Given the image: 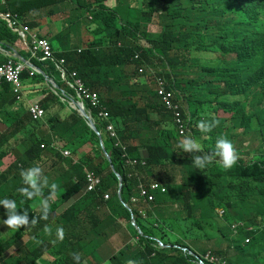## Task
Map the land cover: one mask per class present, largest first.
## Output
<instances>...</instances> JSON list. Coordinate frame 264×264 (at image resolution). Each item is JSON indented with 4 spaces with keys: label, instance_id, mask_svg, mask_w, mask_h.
Listing matches in <instances>:
<instances>
[{
    "label": "trees",
    "instance_id": "trees-1",
    "mask_svg": "<svg viewBox=\"0 0 264 264\" xmlns=\"http://www.w3.org/2000/svg\"><path fill=\"white\" fill-rule=\"evenodd\" d=\"M107 1L0 0V14L17 16L32 35L38 37L42 27H49V36L39 38L51 46L50 58L18 53L57 87L55 90L42 74L30 71L22 74L21 98L12 94L7 83L0 84V112L12 123V129L0 135V148L5 149L0 152V200H15L19 213L26 212L30 221H38L34 226L10 229V235L6 225L5 231L1 228L7 210L0 205V264H102L101 257L108 255L109 249L102 255L101 247L109 244L114 249L115 242L126 238L122 221H127L139 242L116 251L110 259L113 264L130 260L135 264H199L197 244L201 241H210L209 252L223 257L227 264H264V139L262 151L253 146L249 161L241 159L225 169L217 157L211 165L198 169L191 160L196 155L187 158L176 150L179 132L174 114L155 89V79L162 76L170 89L180 93L189 105V122L199 143L204 132L198 122H218L211 138L222 137L224 122L219 117L243 94L245 101L236 104L247 103L251 110L233 114L237 125L253 130L252 117L257 116L258 125L264 126V0H115L112 8ZM150 26L159 30L151 31ZM78 28L83 29L81 50L65 46ZM18 40L2 22L0 42L10 49ZM214 52L234 56L230 69L234 71L233 63L238 62L245 84L239 82L237 70L234 74L226 70L218 80L207 79L212 71L208 54ZM64 58L67 65L62 69L52 64ZM153 69L162 73L154 74ZM215 91L223 93L214 99ZM95 92L101 97L102 108L111 110V124L119 140L107 133L108 124L91 107L88 96ZM115 92H121L124 99L113 98ZM197 92L208 95L201 99ZM75 101L93 112L101 138L79 115ZM34 107L43 112L39 119L31 114ZM188 113L184 112V117ZM2 124L9 126L0 120ZM259 135L264 138V131ZM228 136L236 137L232 132ZM208 139L205 149L211 153L215 141ZM103 144L123 178V198L132 210L119 199L121 181L105 157ZM8 156L15 163L3 171V159ZM129 160L140 165L131 166ZM169 164L179 167L184 175L188 166L203 175L205 195L189 191L191 185L184 183L169 185V193H158L154 203L142 198L139 188L146 177ZM37 165L45 176L53 173L58 185L49 201L47 220L41 218L40 209L50 188L32 200L18 191L26 187L21 171ZM91 181L98 187L87 193ZM69 201H74V206L62 213V206ZM217 208L227 211L226 218L220 217ZM133 218L143 236L132 226ZM236 223H244L246 229L233 234ZM58 227L65 230L63 240L57 238ZM217 233L221 234L219 240ZM247 239L251 241L247 243Z\"/></svg>",
    "mask_w": 264,
    "mask_h": 264
},
{
    "label": "clouds",
    "instance_id": "clouds-1",
    "mask_svg": "<svg viewBox=\"0 0 264 264\" xmlns=\"http://www.w3.org/2000/svg\"><path fill=\"white\" fill-rule=\"evenodd\" d=\"M3 3H4V1H3ZM9 14L12 17L17 19V21L20 25L19 28L13 30L9 26L8 22L4 19V17L6 15H9ZM9 14H2V13L0 14V27H1L2 22L7 23L8 27L14 33H16L19 36L18 41L22 42V46L25 49V51L22 50V52H29L33 56L40 55V57H43V58H50L51 57V46L50 45H49L50 46V56L49 57L44 56L42 53L34 54L35 45L33 44V37H35L37 39V41H40L43 39H40L39 37L32 35L30 30H29V33L26 34L25 39H23V37H21L19 34V33H22V30L20 28L21 27H27V26H25L24 23L21 20H19V18L17 16L12 15L11 13H9ZM141 44L144 46H150V44L147 42H141ZM8 46L9 45H7L6 43L0 42V58H3V60L6 61V63H4V64H7L8 62H21L17 58V56L22 58L18 53L19 51L13 50L12 46L10 47V49H8ZM236 56L239 59L238 53ZM233 57L234 56H231V57L226 56L222 52H214V53H212V55L208 56V60H209L208 67H210V69H212V71L209 72L207 79L218 80L219 77H220L219 79H221L223 77V75L226 72H228L226 70H230L234 74L236 69L234 71H232L230 69V64H229L231 58H233ZM22 59L25 60L24 58H22ZM137 59L139 60L140 57L137 56ZM25 61L30 63L29 60L28 61L25 60ZM60 61H65V65L64 66H56V63L60 62ZM236 63H238V62H236ZM236 63H233V65L235 66ZM4 64H0V65H4ZM22 64H24V63H22ZM52 64H54V66L57 67L58 69H62L63 67H65L67 65L65 58H64V60L54 61ZM248 64H250V62H248ZM25 66H26V69L24 70V72L30 71L31 74H40L39 72L30 69L27 65H25ZM235 68H236V66H235ZM141 70H143V72ZM141 70H140L141 73L145 72L144 68H141ZM213 70H216V71H213ZM152 73L161 74L162 71L161 70L157 71V70L153 69ZM49 81H50V79H49ZM22 83H23V81H22ZM155 83H156L155 89L157 90L160 97H162L165 106L167 107L168 110L172 111V113L174 114V119H175V123H176L175 127L179 132L178 141H177L179 143H178V147L175 146V148L181 156L186 155V157L188 158V157H192V156L196 155L193 159H191V158H189V159L192 160L193 165L195 167H197L198 169H204L205 167L211 165L218 158H219V160L217 162L222 164V166L225 169H231L237 163V161H241V159L245 160V161H249V159L251 157V154L248 153L250 150L249 148H253V146H256V148H254L256 151H262L264 138L262 137V139H261V136H259V138H260L259 142H255L254 138H253L255 133L253 132V130H251V129L247 130L246 128L237 125V118L232 117L233 114H237V113H232L230 115L224 114V116L221 115L219 117V119H222V121L224 122L223 123L224 135L222 137H218L217 139H214L211 137L213 136L212 128L215 126V123H218V122H214V123H206L204 121L198 122V125H197L198 128L200 129L201 132H204L203 134H201L204 136L203 142L199 143L197 141L196 137L193 136V131L191 129V121L189 122L190 118H189V113L187 110L188 109L187 107H189V105L187 103H186V105L184 104V100L179 97L180 93L177 90H174L172 88L170 89L168 87V80L166 78L160 76V77L155 79ZM9 86H11V85H9ZM162 89H165L167 94L171 93L173 95V97L171 99L172 106L168 103V101H166V97L160 93V91ZM0 90H1V86H0ZM11 90H12V87H11ZM23 90H24V83H23ZM11 92L13 95H15L13 93V90ZM215 92L216 93L214 95H212V97L214 99L223 93V91H215ZM95 93L98 94V92H95ZM120 94H122V93L121 92H115V95H113V98L120 99L119 98ZM196 95L199 96L201 99H206L208 92H197ZM100 99H101V97H100ZM241 99H242V95L236 96V98H234L230 103L232 105H235L237 102L241 101ZM74 103L81 104V102H76V101ZM91 107L98 110L99 112H97V113L99 114L100 119L108 124L107 133L109 132L111 137H114V138H116V140H119V136H118V133H117L115 126L113 124H111V115H112L111 110L107 107L102 108V103L98 107H95V106H93V104L91 102ZM261 107H264V105H261ZM77 109L79 111V115L82 117L80 109L78 107H77ZM85 110H86L87 114L93 119L94 123L96 124V121H95L94 116H93V112L90 110H87L86 107H85ZM178 112L181 113V116H178ZM184 112L188 113V117H184ZM226 116H228V117H226ZM180 118L182 119V122H179ZM84 120L89 125V128L91 130H93L91 128L90 123H88V121L86 119H84ZM96 127H97V125H96ZM98 131L100 132L99 129H98ZM229 132H232L233 134H235L236 137L230 138L228 136ZM100 133L102 135V132H100ZM188 134L190 136H188ZM207 138H210L213 141H215V150L211 153H209L205 149V146L207 145V142L205 140ZM236 140L238 141L239 144L237 143ZM177 142H176V144H177ZM121 145H122V143H121ZM102 148L105 152V157L107 158V160L109 161V163L112 166L113 172L117 175L118 179H120V181H121V183H120L121 186L119 189V199H120L121 203L123 204V206L125 208L129 209L130 206L125 203L124 198H123V189H124L123 178L120 174H118L116 172V169H115L113 162H112V157L108 153L104 144L102 145ZM241 151H242V153H241ZM66 154H68V152ZM254 156H255V154H253V157ZM144 161L145 162L143 163V165L147 167L148 161L146 159H144ZM129 164L131 166L136 167V166L140 165V162L137 160H129ZM169 168H171L173 170L176 167L172 166L171 164H169L167 166H161L159 168H156L157 170L155 169L154 176L146 177V179L144 180L145 183L152 182V185L150 187H147V186H145V183L141 184L140 192H141L142 198H146V199H148V201L150 203H154L156 201L155 198H156V195L158 193H161V194H163V193L168 194L169 193V190H170L169 185H173V186H177V187L178 186H185L184 185L185 175L181 172L180 168L177 167V170L180 173L177 175H172L171 171L168 170ZM162 170H164V173H162ZM20 175H21L23 183H24V185H26V187H22L18 191L24 197H26L29 200H32L33 198L38 197V196H43L44 188H46V187L50 188L49 197L44 198L42 200L41 209H40L42 212L41 218L44 220H47L48 215H49V209H50L49 201L54 198L56 191L58 189V185L56 183H52L51 185H49L48 178L44 175L43 169L38 165L33 166V167H29L27 169H23L21 171ZM91 177L94 178L93 176H91ZM97 187H98V185L91 181L89 183L88 188L86 189V192L87 193H93V192H95ZM193 189H195V191ZM188 190L192 191L194 193L196 192V193H201L202 195H205L203 190H200L199 188L194 187L193 185H191V187L188 188ZM106 200L107 201L110 200L109 195L106 196ZM0 205H3L5 207V209L7 210V219L3 220V223L10 229H20L22 227H28L30 224L34 226L38 222L36 218H33L30 221L29 216L26 212L23 214L19 213L17 211V205H16L15 200L6 198L4 200H0ZM217 211L219 212L221 218H223V217L226 218V215H227L226 210H224L223 208H217ZM134 220L135 219L133 218L132 226L136 228V226H138V225H137L136 221H135L136 224L134 223ZM242 228L246 229V225L244 223L234 224L233 225V234L237 233ZM212 229L213 228L208 229V230H212ZM253 229L254 228H247L248 231H252ZM46 231H50V229L46 228ZM137 231H138V229H137ZM138 233H139V231H138ZM142 233H143V231H142ZM56 234H57L58 239L63 240L64 236H65L64 228L58 227L56 230ZM219 234H218V238H217L218 240L221 238V234H220V237H219ZM143 235H144V233L141 236H143ZM136 240H138V239H136ZM250 241H251V239H247V243H249ZM126 243H129L126 239L121 243L115 242L114 247H115V244L117 245L116 251L118 252V251L122 250L121 246L125 245ZM201 243H203V241H201ZM199 249H200V247H199ZM105 250H107V248H104L102 250V255L105 252ZM200 254H199V256H200L199 257V256H196V254L194 252L191 253L192 256H196V258L198 260L197 262L199 264H206V262H210L212 264H227V261L223 257L217 258L216 256H214L213 253H211L209 251H207L205 254H202V253H200ZM107 264H113V263L109 261ZM128 264H135V262L130 260V261H128Z\"/></svg>",
    "mask_w": 264,
    "mask_h": 264
},
{
    "label": "rangeland",
    "instance_id": "rangeland-1",
    "mask_svg": "<svg viewBox=\"0 0 264 264\" xmlns=\"http://www.w3.org/2000/svg\"><path fill=\"white\" fill-rule=\"evenodd\" d=\"M150 30L151 31H157V30H159V28L157 27V26H150ZM17 44V43H16ZM16 44H15V47H16ZM16 48H18V46L16 47ZM78 49V48H77ZM79 50V49H78ZM195 53H199V52H195ZM198 55V54H197ZM201 55V53H199V56ZM210 55H212V53H210V54H208V56H210ZM65 65V61H60V62H57L56 63V66H64ZM235 66H236V70H237V72H238V75H237V78H238V80H239V82L241 83H244V79H243V77L242 76H240L239 75V70H240V65H239V63H236L235 64ZM245 84V83H244ZM38 99L40 98V96L39 97H37ZM119 98L120 99H124V96H122V94H120L119 95ZM242 101H245V94H243L242 95V99H241ZM245 107H247V108H245ZM250 109H251V105H247V103H238V104H236V105H231V106H226V112H224V114L225 115H230V114H232V113H240V112H242L243 110H245L246 112H249L250 111ZM226 117H228V116H226ZM252 123H253V130L254 131H256V132H263L264 131V126H259L258 125V117L257 116H253L252 117ZM259 133H257V134H255L254 136H253V138H254V141L255 142H259V140H260V138H259ZM188 136H190L189 134H188ZM207 141H209V139L207 138L206 139ZM237 141V140H236ZM178 143L179 142H177V144L175 145L176 147H178ZM237 143H238V141H237ZM239 144V143H238ZM246 145V144H245ZM247 146V145H246ZM250 150H249V152L248 153H250L251 154V149H253V148H249ZM2 151V148H0V152ZM257 152H260V151H257ZM143 152H141V154H142ZM38 165H42V163H40V162H38ZM44 166H45V164H44ZM190 168V169H189ZM202 176L203 175H200V174H198V173H196L193 169H192V167L191 166H188V172H187V174L185 175V183H187V184H190V185H193L194 187H197V188H199L200 190H205V184H204V180H203V178H202ZM46 177L48 178V181H49V185L50 184H52V183H55V179H54V176H53V173H48L47 175H46ZM139 189H141V188H139ZM194 191H195V189H193ZM74 201H69V203L67 204V205H65V206H62V209H61V212L62 213H64L67 209H69V208H71V207H73L74 206ZM129 209L130 210H132L130 207H129ZM84 217H86V213L84 214ZM260 223V222H259ZM261 225V224H260ZM264 225V224H263ZM263 225H261L262 227H264ZM2 228V230H4L5 231V224L1 227ZM9 230H10V228H8L7 230H6V233L8 232L10 235H11V233H13L12 231H10L9 232ZM132 241V243H126L125 245H122L121 246V249H129V248H131V247H133V246H135L136 244L134 243V242H139V238H138V240H131ZM130 241V242H131ZM210 241L209 242H207V241H204L203 243H200V242H198V244H197V247H198V249H199V247H200V249L198 250L199 251V253H203V252H207V251H209V249H210ZM104 248H107V249H109V253H108V255H106V256H102L101 258H102V264H107L109 261H110V259L114 256V254H115V252H116V248H117V245L115 244V248L114 249H112L111 247H110V245L109 244H105V245H103L102 247H101V249H100V251H102Z\"/></svg>",
    "mask_w": 264,
    "mask_h": 264
},
{
    "label": "built area",
    "instance_id": "built-area-1",
    "mask_svg": "<svg viewBox=\"0 0 264 264\" xmlns=\"http://www.w3.org/2000/svg\"><path fill=\"white\" fill-rule=\"evenodd\" d=\"M4 19L13 30L20 27L17 19L10 14L6 15ZM20 29L22 30V33L19 34L25 39L26 34L29 33V29L27 27H21ZM33 44L35 45L34 54L42 53L44 56H50V46L45 40L37 41V39L33 37ZM25 69L26 66L21 62H8L7 64L0 65V84L5 82L11 85L13 93L17 98L22 97L23 83L21 77ZM141 71L143 72V70ZM160 93L166 97V101L172 106L171 99L173 95L171 93L167 94L165 89H162ZM88 99H90L95 107H98L101 104L100 96L97 93L88 96ZM31 114L34 119H39L43 115V112L38 107H34L31 109ZM178 116H181V113L178 112ZM179 122H182L181 118L179 119Z\"/></svg>",
    "mask_w": 264,
    "mask_h": 264
},
{
    "label": "crops",
    "instance_id": "crops-1",
    "mask_svg": "<svg viewBox=\"0 0 264 264\" xmlns=\"http://www.w3.org/2000/svg\"><path fill=\"white\" fill-rule=\"evenodd\" d=\"M105 4L108 7L112 8V7H114L116 5V2H115V0H109ZM38 15H39V13H38ZM47 21L50 22L51 19L49 18V19H47ZM49 32H50L49 27L48 26H44V27H42L41 32L38 33V37H46V36H49V35H46ZM82 39H83V29L82 28H78L76 30V32L71 35V37L68 40V42L65 43V46H71V47H75V48H78L79 50H81V42H82ZM17 46H18L17 51H20V50L21 51L22 50L25 51V49L22 46V42L21 41H17L16 47ZM13 48H15V47H13ZM0 60H3V58H0ZM2 100L3 99L0 97V107H1ZM18 106H20V105H18ZM0 120L5 121L6 123H9V126L6 125V124L0 125V135L1 136H5V133H8L10 131V129H12V123H11L10 118L8 116H6L3 112H0ZM8 127H10V128H8ZM0 139H1V137H0ZM0 145H1V141H0ZM2 150L5 151V149L3 147H2ZM14 163H13L12 156L11 157L8 156L7 158L3 159V164H2L3 171H5V169H8L10 167V165H12ZM168 170L171 171V174L172 175L180 174L178 172L177 168H175L173 170L171 168H169ZM162 173H164V170H162ZM122 225L124 227L123 234L126 237L125 239L129 243H132L131 240H135V239H134V237L131 235V233L129 231V225H128L127 221H122ZM134 243L137 244V242H134Z\"/></svg>",
    "mask_w": 264,
    "mask_h": 264
},
{
    "label": "water",
    "instance_id": "water-1",
    "mask_svg": "<svg viewBox=\"0 0 264 264\" xmlns=\"http://www.w3.org/2000/svg\"><path fill=\"white\" fill-rule=\"evenodd\" d=\"M17 58H18L22 63H24L25 65H27L30 69L35 70V71L39 72L40 74H42V75L45 77V79H46V80L52 85V87H53L55 90H57L56 85L53 84L51 81H49V79L47 78V76H46L44 73H42L39 69H37L36 67H34L33 65H31L30 63L26 62V61L23 60L22 58H20V57H18V56H17ZM74 106H76V107H78V108L80 109L82 117H83L84 119H86V120L88 121V123H90L91 128H92V129L97 133V135L101 138V137H102L101 133L98 131V129H97V127H96V124L94 123L93 119L87 114L84 105H82V104H78V103H74ZM134 223H135V220H134ZM135 224H136V223H135ZM136 228L138 229L139 233L142 235L143 233H142L141 229H140L138 226H136Z\"/></svg>",
    "mask_w": 264,
    "mask_h": 264
}]
</instances>
